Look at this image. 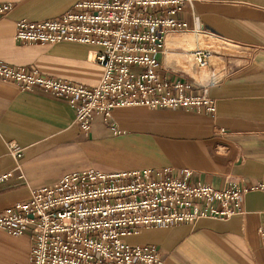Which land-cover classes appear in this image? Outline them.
Listing matches in <instances>:
<instances>
[{
	"label": "crops",
	"instance_id": "obj_1",
	"mask_svg": "<svg viewBox=\"0 0 264 264\" xmlns=\"http://www.w3.org/2000/svg\"><path fill=\"white\" fill-rule=\"evenodd\" d=\"M79 1L0 0L12 6L0 16V62L96 86L102 69L92 61L95 48L19 45L13 39L18 21L56 20ZM193 15L199 18L200 33L192 31ZM179 18L189 29L166 35L158 57L161 74L188 83V95L206 91L215 112L115 109L108 122L96 115L85 134L64 100L39 90L20 91L0 80V175L15 168L8 152L13 144L22 150L24 176L19 180L13 171V177L0 184V213L28 201L31 191L74 172L170 169L178 176L188 169L191 183L217 190L233 184L263 190L245 194L243 214L226 221L140 229L126 243L156 248L165 264H264V237L258 234L264 227V0H192ZM200 36L217 48L210 51L205 73L192 59V52L206 44ZM188 42L195 49L188 48ZM30 251L28 235L13 237L0 230V256L10 264H29Z\"/></svg>",
	"mask_w": 264,
	"mask_h": 264
},
{
	"label": "built area",
	"instance_id": "obj_2",
	"mask_svg": "<svg viewBox=\"0 0 264 264\" xmlns=\"http://www.w3.org/2000/svg\"><path fill=\"white\" fill-rule=\"evenodd\" d=\"M192 0H81L56 20L16 23L19 45L70 43L95 48L92 61L102 69L94 87L49 77L0 62V80L20 91L39 90L64 100L74 110L75 123L87 134L96 115L105 121L115 109L215 112L206 91L188 95L190 85L161 74L158 60L170 32H183L179 18ZM12 6L0 3V16ZM192 31L201 32L192 16ZM211 52L197 49L192 59L206 69ZM14 172L24 180L22 150L8 145ZM0 175V184L13 177ZM192 171L141 169L101 173L92 169L63 176L57 183L31 191L30 199L0 213V230L31 240L29 264H165L156 248L130 245L127 237L140 229L167 228L199 220L226 221L243 214V196L263 187L231 185L217 190L191 183ZM264 237V227L258 229Z\"/></svg>",
	"mask_w": 264,
	"mask_h": 264
},
{
	"label": "rangeland",
	"instance_id": "obj_3",
	"mask_svg": "<svg viewBox=\"0 0 264 264\" xmlns=\"http://www.w3.org/2000/svg\"><path fill=\"white\" fill-rule=\"evenodd\" d=\"M189 37H191L190 40L192 41V39H193V38H192L193 35L190 34ZM200 39H201V42H202V41H206V42H205L206 44H203V46H202V45L200 46L201 49H207V50H209V51H212V50H216V49H217V48H215L214 45H212V44L210 43L209 38H206V37H204V36H200ZM192 44H193V41H192ZM188 48H190V49H195V48L193 47V45H192V46L189 45V42H188ZM188 58L191 59V57H188ZM201 72L205 73V70L202 69ZM10 263H11V260H10V259L5 258L4 256H0V264H10Z\"/></svg>",
	"mask_w": 264,
	"mask_h": 264
}]
</instances>
